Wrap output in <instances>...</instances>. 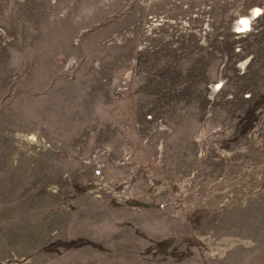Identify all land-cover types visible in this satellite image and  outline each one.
<instances>
[{
    "label": "rangeland",
    "instance_id": "rangeland-1",
    "mask_svg": "<svg viewBox=\"0 0 264 264\" xmlns=\"http://www.w3.org/2000/svg\"><path fill=\"white\" fill-rule=\"evenodd\" d=\"M0 264H264V0H0Z\"/></svg>",
    "mask_w": 264,
    "mask_h": 264
},
{
    "label": "snow or ice",
    "instance_id": "snow-or-ice-1",
    "mask_svg": "<svg viewBox=\"0 0 264 264\" xmlns=\"http://www.w3.org/2000/svg\"><path fill=\"white\" fill-rule=\"evenodd\" d=\"M241 23H242V25L246 28V26H247V21H242Z\"/></svg>",
    "mask_w": 264,
    "mask_h": 264
}]
</instances>
